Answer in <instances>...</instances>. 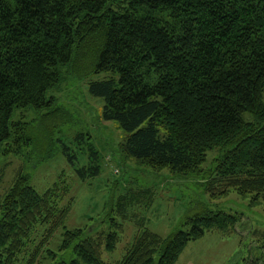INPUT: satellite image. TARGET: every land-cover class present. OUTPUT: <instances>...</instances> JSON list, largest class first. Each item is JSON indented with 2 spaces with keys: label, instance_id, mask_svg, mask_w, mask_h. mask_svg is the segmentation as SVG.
<instances>
[{
  "label": "trees",
  "instance_id": "1",
  "mask_svg": "<svg viewBox=\"0 0 264 264\" xmlns=\"http://www.w3.org/2000/svg\"><path fill=\"white\" fill-rule=\"evenodd\" d=\"M92 80L89 93L103 100L102 118L125 133L120 154L160 174L201 178L211 200L234 191L264 204V0H0V153L31 145L43 160L55 134L72 120L48 93L65 76ZM39 117L13 120L16 110ZM45 111V112H42ZM81 180L100 173L91 136ZM224 151L213 170L207 152ZM69 162L78 153L62 144ZM85 152L82 148H78ZM42 192L19 168L0 195V264H38L70 210L63 175ZM3 173L0 171V187ZM149 187L125 185L110 210L109 229L64 230L61 250L75 257L56 264H106L101 255L120 241L127 221L139 228L115 264H175L188 242L207 232L246 237L240 215L202 209L166 236L145 227L141 209L153 204ZM65 203L62 205V203ZM264 208V206H263ZM119 220V221H118ZM255 243L264 264V233Z\"/></svg>",
  "mask_w": 264,
  "mask_h": 264
},
{
  "label": "rangeland",
  "instance_id": "2",
  "mask_svg": "<svg viewBox=\"0 0 264 264\" xmlns=\"http://www.w3.org/2000/svg\"><path fill=\"white\" fill-rule=\"evenodd\" d=\"M108 77L110 74L99 73L79 78L69 73L58 88L48 93V96L54 97L55 104L66 108L72 117L55 134V138L61 141H55L54 151L49 157L40 160L39 152L28 144L22 145L18 153H0V171L3 173L0 195L11 184L19 168L29 176L30 183L38 192L51 187L60 175L69 186L68 197L72 198L70 210L63 227L55 231L45 247L51 253L43 252L38 264H56L59 260L69 261L75 257L71 248L65 251L60 249L64 230L86 229L89 237L106 232L110 226L109 217L118 219L110 210L126 184L153 189L154 202L148 208L141 209V215L145 218V227L162 236L181 227L186 216L202 209H220L240 215L239 223L246 232L242 244L239 231L229 235L207 232L203 237L188 242L175 264H244L248 257L261 256V250L255 243H259L264 233V204L250 206L248 196H239L234 191L211 200L201 186L204 180L199 177L184 179L172 175L168 169L156 174L140 166L133 158L125 160L122 157L120 144L124 141L125 133L116 122L103 120V100L88 91L90 81ZM21 114L26 122L39 117V112L28 109L16 110L12 119L20 118ZM80 132L91 136L99 154L100 173L86 180H81L75 171L88 162L86 144L78 145L73 140ZM63 143L77 151L78 161L74 164L63 153ZM78 148L85 152L78 151ZM223 153L218 149L207 152L202 169L213 170L216 160ZM138 231L134 222L127 221L115 249L102 253L103 261L106 264L119 261Z\"/></svg>",
  "mask_w": 264,
  "mask_h": 264
}]
</instances>
